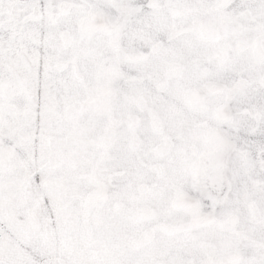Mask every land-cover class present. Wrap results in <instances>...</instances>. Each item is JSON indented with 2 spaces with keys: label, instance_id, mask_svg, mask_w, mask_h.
Segmentation results:
<instances>
[{
  "label": "snow or ice",
  "instance_id": "6c2138e0",
  "mask_svg": "<svg viewBox=\"0 0 264 264\" xmlns=\"http://www.w3.org/2000/svg\"><path fill=\"white\" fill-rule=\"evenodd\" d=\"M0 264H264V0H0Z\"/></svg>",
  "mask_w": 264,
  "mask_h": 264
}]
</instances>
